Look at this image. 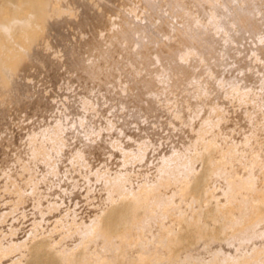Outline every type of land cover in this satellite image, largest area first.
Instances as JSON below:
<instances>
[{
    "label": "rangeland",
    "instance_id": "rangeland-1",
    "mask_svg": "<svg viewBox=\"0 0 264 264\" xmlns=\"http://www.w3.org/2000/svg\"><path fill=\"white\" fill-rule=\"evenodd\" d=\"M49 1L53 5L55 4L56 8L59 7V10H63V19L65 18L64 11L68 16L66 15L65 18L66 23L61 18L62 16H60L61 19H57L58 16L54 18L56 21L53 19L51 22L53 24L55 22L54 25L58 26L56 27L59 30L57 35L47 23H40L37 29L31 28L30 30V33L35 34V38H32L34 34L32 36L29 34L30 40L33 39L31 47L38 50L45 57L49 66L45 70L46 72L32 61L26 52L19 49L21 52L18 51L19 55L23 53L21 55L24 56L23 59L21 56H17V59H21L16 60L15 58L9 68L11 77L21 84H25L27 89L16 99L9 92L6 85L2 83L3 73H1L0 68V264H45L44 256L36 257L37 247L35 248V246L43 244L42 241L49 253L50 250L53 253L63 254L85 253L84 256H81V261H77L78 264H138L136 261L139 254L137 253L140 250V253L143 252L141 255H145L147 264H186V262L191 264L188 260L193 262L192 264L194 262H197L196 264L203 262L206 264H210V262L211 264H254L258 254H264V242L260 243L261 230H264V224L255 222L249 207L243 206L246 208L245 210L238 203L239 200L238 202L232 200L227 180L234 176L250 179L256 190L260 191L264 188V89L261 88L260 84L248 85L249 87L245 86V88L241 87L240 82L243 78V71L238 70L237 65H234V71H227L222 75L227 81L224 85L218 82L222 78H216L218 81H215V84L221 90L222 98L213 101L211 108L210 106L209 108L198 106L196 100L197 105L187 116L188 125L182 124L183 129L186 130V138L197 143L196 147L191 148L185 154V147L182 146L183 143L180 140L179 143H177L178 140L173 143L172 140L163 139L164 141L161 140L155 143L151 136H148L146 140H139L135 131H130L128 139H124L116 135L117 125L114 122H100L97 125L96 135L85 136V139L96 140L99 136L101 139L104 138L103 140L107 142L108 148L106 156L103 157L104 159L101 158L102 161L100 158L97 160V157L82 158L80 154L75 153L78 150L81 151L82 147L69 133L67 135L69 145L64 150V155L67 156L64 157V161H60L58 156L55 155V148L51 146L58 145L64 140V132L59 133L55 140L43 141L41 144L42 149L37 159L34 160L32 153L26 150L28 149V144H26L28 143V134H32L39 128L47 127L48 124V126L53 125L68 108L73 98H83L84 96V92L81 91L84 87L77 78L79 74L70 67V62L73 60L69 59L71 57H67L65 51L61 53L64 50L62 48L72 50L78 58L90 60V58L97 57L100 50L108 48L112 41L120 37V33L133 25V22L138 24L153 23L165 37L171 35L168 32L174 28L172 38L167 39L168 41L164 38L163 43L158 46L159 49L158 47H151L148 54L152 55L156 49L160 51H164V49L165 51L182 49L181 39L175 32V27H179L177 30L181 31L187 25L186 18L185 16L182 17L181 13V16L177 13L178 16L172 15L173 17H170L169 12H166L170 0H157L160 9L158 13L151 12L145 0ZM177 1L186 5L194 17L201 18L202 23L207 24L208 17L206 19L205 15L202 16L191 5V0ZM217 3L220 2L217 0ZM8 6L5 7L6 11L14 8L12 4H10V7ZM20 14L25 16V13ZM3 17L6 16L3 15ZM41 26L45 27V31ZM208 26L223 44L224 31H216L213 26ZM17 34L19 32L13 35L15 42L20 40V35ZM0 37H2V40L0 38V46H4L5 43L1 42L5 40V35L0 34ZM37 40L39 43H37ZM35 44L43 49L36 48ZM167 44L170 47L169 49L166 47ZM262 44H264V37L262 38ZM129 47L126 49L134 50L132 46ZM256 47L257 45L252 39L246 38L240 45L236 55H241L248 60L257 76L264 82V62L256 55L254 51ZM3 52L0 49V57L4 53L6 54V52ZM43 53H46V55ZM184 64L190 66L193 64V60L186 59ZM156 68L152 69L158 81L156 86L158 100L166 104L170 111H173L175 108L174 102L180 99V96L170 88L168 76L159 72ZM138 70L141 71V69ZM57 74L61 80L57 78ZM54 79H57L61 84H58L59 82L57 83V80ZM197 86L206 89V85L202 84L201 81L198 82ZM56 90H59V96L55 94L57 93ZM67 92H69V96ZM35 93L37 94L35 95ZM5 94L6 96H4ZM73 95L76 97H73ZM61 97H64L63 99H66L67 102L64 103ZM172 98L175 99L174 102L171 101ZM31 100L33 101L31 102ZM30 102L31 105H29ZM62 102L64 105H62ZM34 109L38 111V114L41 112L40 117L44 115V111L47 112L46 115L48 116L44 115L46 120L42 117L40 119ZM38 109L43 110L39 111ZM46 109H50L54 113L51 112L50 115L48 114L50 111ZM28 110L30 113H28ZM49 115L52 120H50ZM47 118L49 119L47 120ZM37 120H39V123ZM34 121L37 122V125ZM43 121H48V124L43 125L45 124ZM33 123L35 126L32 125ZM39 124L42 126L34 129ZM176 125H178V129L177 126H172L175 129L173 131L175 134L181 129L179 123H176ZM18 137L20 141H18ZM247 139H249V143L245 145ZM38 142H36V145L34 144L36 148L40 146ZM71 145L73 147L75 145L77 151L74 149L75 152H71V150L73 151ZM214 145H217L218 149L211 151ZM228 149L234 150V157L227 161L224 155ZM258 150L260 151V158L259 163L256 165L252 161V152ZM208 153L210 160L206 158ZM222 159H225V163L223 166L217 167L215 164ZM11 161L13 162L12 166ZM207 165L212 168L210 172H207ZM180 169L184 171L181 175L182 179L184 178L183 185L188 186L192 192L186 196L182 194V197L177 192L176 186L163 188L161 194L166 199H170L171 204H173V207L169 206L172 212L167 208L170 214H165L166 211H164L163 206L152 198L149 204L154 213V219L149 220L145 231L126 230V227H121L119 230L113 231L111 241L107 240L106 242L102 238L94 242L89 241L87 229L91 228L101 216L110 211L113 205L123 200L122 196L118 195L115 190L117 177L122 178L124 191L131 194L145 188L154 187L158 179L170 173L179 175ZM7 173L12 174V179H7ZM76 193L78 196L75 195ZM251 194L248 195V198L251 196L254 200L255 194ZM256 196H258L257 193ZM238 206L240 210L237 208ZM241 210L246 212L245 214L242 211L244 216ZM242 216L248 220L247 223ZM181 218L199 221L198 227L207 228V235L210 239L205 235L199 240L201 242L196 241L195 243L202 244L199 245L200 247L198 244L189 243L190 230L181 226ZM238 221L240 225L237 223ZM255 223L258 224L257 227L261 230L255 229ZM223 224L225 225L224 228L220 226ZM227 224H229L228 227ZM219 226L223 231L226 230L224 232L226 235L219 232ZM238 228H242L243 231L238 230ZM236 230H238V235ZM167 231L178 235L177 237L186 243L185 245L183 243L184 246L180 244L184 249L180 248L177 253L175 252L176 255L173 251H170V243L167 240L169 238L164 236ZM216 233H218V237L215 238ZM219 233L223 237L222 239ZM210 234L212 239L209 236ZM245 234H248V238ZM124 235L128 236V244H123L120 240ZM140 237H143L141 239H144L145 244L147 243L149 247L146 245L142 247L138 243ZM225 237L228 239H225ZM137 240L139 247L136 243ZM242 242L249 244L247 246L246 243L244 245ZM251 245L252 247H250ZM168 246L169 248H167ZM243 247H245V251L248 248L250 252H245ZM133 248L134 250H132ZM202 249L204 250L202 251ZM185 250L192 252L193 256L187 254ZM172 252L174 255H171ZM242 252L244 253L242 254ZM136 254L137 256H135ZM191 256L194 258L193 261H191ZM36 258L38 259L36 260ZM156 260L158 261L156 262Z\"/></svg>",
    "mask_w": 264,
    "mask_h": 264
},
{
    "label": "bare ground",
    "instance_id": "bare-ground-1",
    "mask_svg": "<svg viewBox=\"0 0 264 264\" xmlns=\"http://www.w3.org/2000/svg\"><path fill=\"white\" fill-rule=\"evenodd\" d=\"M100 1H104V0H100ZM218 1L220 3H217V0H191L190 2L191 5L202 16L205 15L206 19L208 17L207 24L205 22L202 23L201 18L198 19L194 17L193 14L190 13L189 8L183 3H180L177 0L168 1L169 8L168 11L166 12H169L168 14L171 15L169 16L170 17H173L172 15L178 16L177 13H179L180 16L181 14L182 17L185 16L187 22L186 27H184V29H181V31L177 30L179 27L178 28L175 27L177 30V31L175 30V32H177V35H179L181 39L180 44L183 46L182 49L179 50L170 49L168 51L167 50L165 51L164 49V51H160L156 49L154 50V52L152 51L153 52L152 55H149L148 52L149 50H151V47L152 48L158 47L161 43H163L164 38H166V41H168L167 39H171L172 33L174 32V28L171 27L172 30L170 29L168 32L171 35L165 37L159 31L160 29H158L156 25L150 22L140 23V24L133 22V25L129 26L126 31L120 33V37L112 41V43L108 48L104 50L103 49L100 50V54L93 59L90 58V60H84L82 58H78L75 56L72 50H68L67 48H62V50L63 49L64 50L61 53L65 51V53H67V57H71L69 59L73 60L70 62L71 63L70 67L71 69L76 70L77 73L79 74V77L77 78L79 79L78 81L81 83V85L84 87L83 89L84 91L80 88L81 91L84 92V96L83 98L82 97L73 98L70 101V104L67 103L69 104L68 108L62 113V115L59 114L60 116L58 120L56 122L54 120L55 123L53 125L48 126L49 125L48 121H46L47 123L43 121L45 122V124L43 125L48 124L47 127L38 129V127L42 126L41 124H39L37 128H34L38 130H35L34 132L31 131L32 134H28L29 138L28 140L26 139L28 141V143H26L28 144V149L26 150L30 151L29 153H32V158L34 160L37 159L38 154L42 149L41 144L43 141H48L53 139L55 140L56 136L59 133L64 132L65 133V137L63 138L64 140L61 143H58V145L51 146L55 148L56 151L55 155L58 156L60 161H64V157L67 156L64 155V150L69 145V141L67 139L68 133L72 136V138L77 140L82 145L81 146L76 141L77 144L80 145V147H82L81 151L80 150L77 151L75 145H74L75 148L71 145L73 148V151L71 150V152H75L74 149H76L77 152L75 153L80 154L82 158L88 159L89 157H97V160H99L98 158H100L101 160V158L106 156V150L108 148L107 142L103 140L104 138L101 139V137L99 136L96 140L85 139V136L88 137V136L96 135L98 130L97 125L100 122L103 123L114 122V124L117 125L116 135H119L124 139L129 136L128 133L130 131H135L136 137L139 140H146L148 139L147 138L148 136H151L153 138L152 140H154L155 143H158L163 139H166L168 141L172 140L173 143L176 140H178L177 143H179L180 140L183 143L182 146L185 147L184 154L187 153L191 148L196 147L197 145L196 142L190 141L189 138H186V130L183 129L182 124L188 125L189 121L187 119V116L197 105L196 100L198 101V106L203 108H209L210 106L211 108L213 101L222 98L221 90L215 84V81H218L216 78H222L218 82H221V84L224 85L227 81L225 78L222 77V75L227 73V71L229 72L234 71L235 68L234 65H237L238 70L243 71V78L241 79L240 82L241 87L245 88V86L249 87L256 84H260L261 88L264 89L263 80L257 76L256 72L254 71L249 61L246 60L241 55L240 56L236 55V52L238 51L240 45L246 40V38H249L252 39L254 43H256L257 47L255 48L254 51L256 55L259 58H261L264 62V44L261 45L262 38L264 37V0H218ZM145 2L151 12L158 13L160 9L157 0H145ZM10 4H12L14 8H10L6 11L5 7H7V5H9L8 7H10ZM54 5L49 0H0V34L5 35V40L1 42V43L4 42L5 44L4 46L1 45L0 49L6 52V54L3 52L4 55L3 56L1 55L2 57H0V68L2 70L1 73H3L2 83L6 85L9 92L12 93L14 95V98L16 99L19 98L22 92L24 93L27 87L25 84H21L18 80L11 77V70L9 66L10 64L12 65L13 60L17 56H21L23 54L22 53L21 55H19V52L23 50V52H26V54L28 55L29 58L32 59V61L37 63L42 69H44V71L47 70L49 66L47 64L45 57L42 54H40L38 50H35V48L33 49L31 47V45H33L31 44L33 43V39L30 40V36H32V34L34 33L32 32L30 33V30L31 28L37 29L40 23L41 24L47 23L49 26L52 27L53 32L56 35L58 34L59 30L58 28H56L58 26L54 25L55 22L54 24L51 22L53 21L54 18H57L58 16L59 18L57 19H61V18L63 19L62 16L63 10H59L58 9L59 7L56 8L55 7L56 5L55 6ZM20 13H25V16H22V14ZM64 13H65L64 16L66 18L67 13L65 11ZM163 13L166 14L165 12ZM3 15H5L6 17H3ZM60 16L62 17L60 18ZM258 16H260V18H258ZM65 18L63 20H65ZM64 23H66V20L64 21ZM64 23L62 22V24ZM208 25L213 26L216 31H220V30L224 31L225 39L223 44L216 37L214 32L211 31ZM44 29L45 27L43 28V30ZM18 32L19 34L17 35H20L19 36L20 40L19 42L16 41L17 42L16 43L13 39V35H16V33ZM1 36L3 37V35ZM33 36L32 38H35V34ZM2 37H0L1 40ZM37 43H39L38 40ZM129 46H132L134 50H129V49L127 50L126 48H128ZM37 47L38 49H43L42 47L39 48L40 46H38V44L36 48ZM166 47H168V44ZM159 48L160 47H158V49ZM169 48L170 47H168V49ZM44 55H46V53ZM23 57L21 56L22 59ZM21 58L19 59L16 58V60H20ZM186 59L193 60V64L190 66L185 65L184 61ZM52 61L54 60L52 59ZM152 68H156L159 72H162L163 74L167 75L168 83H170V88L176 91L180 96V99L176 101L173 98L171 99L172 102L175 101L174 102L175 108L173 111H170V109L167 107L166 104H163L160 100H158V96L156 92V86L158 84V81L156 79V75ZM138 69H141V71H139ZM51 71L50 73H52ZM56 76L58 78V74ZM195 81L197 82L195 83ZM200 81L202 82V84L206 85L205 88L207 90L197 86L198 82ZM58 82L59 81L57 80V83ZM58 84H61V82H59ZM56 91L57 93L55 94L58 95L59 90ZM68 93L69 92H67V95L69 96ZM6 94L4 96H6ZM36 94L37 93H35V95ZM61 96H63V94H61ZM74 96L75 95H73V97ZM64 97L66 98V96ZM64 97H61V99H63ZM66 99H63L64 103L65 101L67 102ZM20 101L22 100L20 99ZM32 101L33 100H31V102ZM31 102L29 103V105H31ZM64 103L62 105H64ZM29 110L28 113H30ZM38 110L40 111L43 109H38ZM46 110L50 111V109L49 110L46 109ZM44 112L43 114L46 115L47 112L45 113ZM51 112L52 111H50V113L48 114L51 115L52 113H54ZM40 114H38L37 111V116L39 115L40 117ZM44 115H41V117L45 118L44 120H46V117L48 115H46V117ZM49 118H47V120ZM226 118L228 117L226 116ZM39 120H37L38 123ZM50 120H52V117L50 118ZM49 122L50 124H52L51 121ZM34 123L32 125L35 126L37 122L35 124ZM176 123L180 124L181 129L179 130L178 133L175 134L173 133L175 129H173L172 126L175 125L177 126L178 129L179 127L178 125H176ZM18 141H20V139ZM36 142L40 144L39 148L35 147V145L37 144ZM248 143H249V139L245 141V145H247ZM216 149H218V147L217 145H214L211 151H215ZM252 153H253L252 161L257 165V163H259L260 151L258 150ZM224 156L226 157L224 158L227 161L232 159L234 157V150L228 149ZM206 158L207 160H210L209 153L207 154ZM225 159H222L220 162H218L215 165L217 167L223 166V164L225 163ZM12 164L13 162L11 163V166ZM211 169H212L211 166L209 167V165H207V172H210ZM183 173L184 171L182 169H180L179 175L170 173L164 176L163 178L158 179L154 187L145 188L138 191L137 193H131V194H128L127 192L124 191L125 187L122 178L116 176L117 183L115 186V190L118 192V195L122 196L123 200L117 203L116 205H113L110 211L106 212L96 221V223H94V225L91 228L87 229L89 241L94 242L99 238L105 239L106 242L107 240L111 241L112 240L111 236H113V231L119 230L121 227H126V230L130 229V230H138L142 232L145 231L147 225L149 224V220L154 219L153 218L154 213L152 211V208H150V204H149L152 198L155 199L161 206H163L164 211L167 212V213L164 212L165 214H170L168 213L170 212L168 210H171L170 207H173V204H171L172 202L170 201V199H166L161 194L162 189L170 186L172 187L176 186L178 190L177 192L180 193L182 197L183 195L186 196L189 193H191L192 190H190V188L185 184L183 185L184 178L182 179L181 177ZM11 175L7 173L6 176L8 180L12 179L13 176ZM227 181H228L230 197L232 198V200L234 202H238L239 200L238 203L240 204V206L249 207L250 212H252L253 215L252 217H254L255 219V222L258 224H264V188L263 190L261 189L262 191L256 190L252 180L242 179L235 176L228 179ZM251 193L255 194L254 200H252L253 198L251 197L252 196ZM256 193L258 194V196H256ZM250 194L251 196L249 197L250 198L249 199L248 195ZM75 195L78 196L77 193ZM19 196L22 197L21 195ZM167 208L169 209L167 210ZM237 208L240 210L239 206ZM244 209L246 210V208ZM243 210H241V212ZM226 212L225 214L227 215ZM243 212L242 215L244 216V213L246 214V212L244 213ZM180 220L182 224L181 226L185 228L187 227L190 230V238L188 241L189 243L198 244L199 246L201 244V243L199 244V242H201L199 240L202 237L206 235L208 238L207 235L208 232L206 230L207 228L205 229H203L204 227L199 228L198 227L199 221L198 222L197 220L191 221L183 218H181ZM241 221L242 219L240 220V223ZM247 221L248 220L246 219L245 222L247 223ZM237 223H239V221ZM258 224L255 225L256 226L255 229L257 228L258 230H261L259 229V227H257ZM228 225L229 224H227L226 226L228 227ZM242 225L244 224L242 223ZM220 226H223L224 228L225 225L223 224ZM231 226L233 227V225ZM240 229L242 230V228H238V230ZM238 230H236V233ZM261 231L262 234L261 235L259 234L261 237L260 243H262V241L264 242V230ZM219 232L221 234H225L224 232H226V230L223 231L220 227ZM220 233L219 236L222 239L223 237L221 236ZM211 234L209 236H211L212 239ZM217 234L218 233L214 235L215 238ZM247 235L245 234V236L248 238ZM164 236L166 238H169L167 240H169L168 243H170L169 244V246L171 247L170 251H173L175 255L180 248L184 249L183 246L186 243L181 241V238L177 237L178 235L176 234L174 235L172 232L167 231L164 234ZM234 237H236V239H239L237 238V236ZM141 238L143 237H140V239ZM243 238L245 239V237ZM140 239L139 242L137 240L136 243L138 242L139 244H141L142 247H145V245L148 246L147 243L145 244L144 239H141V241ZM208 239H210V237ZM225 239L228 238L225 237ZM120 240L123 244H128L127 235L122 236ZM217 240L220 239L217 238ZM196 241L199 242L195 243ZM42 243L44 244L43 241ZM245 243L243 244L245 245ZM43 244L41 245L39 244L38 246L36 245L35 248L37 247L36 257L44 256L43 260H45L44 261L45 264H78L77 261H81L80 260L81 256L85 255V253L83 252L72 253V254H63L58 252L53 253L51 252L52 250L50 249H49L50 250L49 253L48 250L46 249L47 247H45L46 245L44 246ZM139 244L137 245L138 247L140 246ZM180 244H182L183 246H181ZM248 244L249 243H246L247 246ZM256 245L254 246L257 247ZM169 246L167 248H169ZM250 247H252V245ZM244 249L245 247H243V250ZM132 250H134V248ZM203 250L204 249H202V251ZM185 251L187 252V250ZM140 252L141 250L139 251V253H137L139 254L138 256L137 254L135 255L138 258L136 262L138 264H147L145 255H141L143 252L142 253ZM173 252L171 253V255L173 254ZM188 252L187 254L193 256V254H191L192 252L191 253ZM245 252H250V250L246 248ZM243 253L244 252H242V254ZM187 254L186 256H188ZM37 259L38 258H36V260ZM202 259L200 260L202 261ZM193 260L194 258L191 259V261ZM196 260L198 261L197 258ZM157 261L158 260H156V262ZM254 261H255L254 264H264V254L263 255L258 254L256 260ZM188 262L191 264L193 263L190 262L189 260ZM196 263L194 262V264ZM186 264L188 263L186 262Z\"/></svg>",
    "mask_w": 264,
    "mask_h": 264
}]
</instances>
